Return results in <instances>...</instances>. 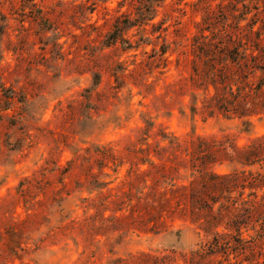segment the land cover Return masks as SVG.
<instances>
[{
    "label": "rangeland",
    "instance_id": "374dc122",
    "mask_svg": "<svg viewBox=\"0 0 264 264\" xmlns=\"http://www.w3.org/2000/svg\"><path fill=\"white\" fill-rule=\"evenodd\" d=\"M140 1L1 0L0 264H264V185L241 178L230 193L195 188L204 200L237 201L212 250L213 231L189 210L153 202L169 180L188 184L193 162L264 175V144L253 163L211 146H156L161 132L186 145L205 137L234 156L230 144L264 136V115L249 125L209 115L192 80L204 37L231 46L258 31L264 45V0H164L152 20L122 33L132 47L119 38L106 45L116 19L135 18Z\"/></svg>",
    "mask_w": 264,
    "mask_h": 264
},
{
    "label": "trees",
    "instance_id": "16d2710c",
    "mask_svg": "<svg viewBox=\"0 0 264 264\" xmlns=\"http://www.w3.org/2000/svg\"><path fill=\"white\" fill-rule=\"evenodd\" d=\"M162 2L164 0L140 1L139 4L135 5V18H130L128 14H125L123 19L117 18L112 31L108 33L106 45L114 43L118 38L124 40L122 33L132 26L152 20L156 11L154 6H158ZM0 19L3 22V24H0V33H3L5 16L1 12ZM253 24L254 22L249 24V27L252 28ZM256 34L257 38H253L252 40L247 37V34L244 35L246 36L244 42L239 36H236V39L231 40L233 43L231 46L224 44L221 40L214 44L213 36L210 38L204 37L206 40L202 46L198 47L197 51L202 60V65L199 67L197 65L193 66L192 80H194V85L195 83L196 86L202 85L201 88L206 92L202 104L203 109L209 115L217 111L225 116L234 115L239 118H246L243 120V123L248 125L250 124V120L248 119L250 116L258 114L264 115V45L259 39L261 33L256 31ZM124 42L129 43L126 39ZM129 45L132 47V44L129 43ZM165 52L166 47L161 48V54ZM96 79L98 81V77ZM97 81L95 83H98ZM209 88H212L211 93L209 92ZM194 109L195 107H193ZM151 125L152 123H148L147 128H145L146 136ZM159 135L160 138L156 142V146L160 150L169 148L178 150L183 148L186 150H197L201 153L206 151L204 149H208L211 146V150L214 153L226 155L228 156V160L239 163H253L254 160H251L250 154L255 155L258 152L255 147L256 144H264V136L256 139L258 143L254 142L245 148L235 147L230 144L229 146L235 150V155L232 156L225 151V141H208L205 137H198L197 142L191 140V145H186L176 136H168L162 132ZM160 141H166L167 145L159 146ZM193 156L194 152L191 155V160L198 159V157L195 158ZM142 161H147V158L142 159ZM151 163L153 164V162ZM194 163L191 165L190 177L192 178L188 184H177L173 180H169V183H167L169 187L159 190L156 197L153 198V202H156L158 207H162L163 205L168 207L172 206L181 212L189 210V213L192 215L190 219L193 222L198 223L204 230L208 228L213 231L215 237L210 248L212 250L220 246L216 241L217 236L220 235L216 227L220 225L221 218L229 214L236 220L239 214V209L236 206L237 201L232 200L229 195L222 196L221 198L210 197L208 200H204L202 197L194 195L195 188L198 185L205 187V185L211 183L212 186L223 185L221 189L230 193L231 188L241 178L250 187L264 185V175L258 172H249L246 174L243 171L236 170L230 173L208 172L205 167H201L204 164L198 165ZM163 169L164 166H161V170ZM189 197L190 199H188ZM221 199H224V201H221ZM218 202L220 205L217 211H213V205ZM246 202L244 201L243 203ZM204 209H206L205 214ZM247 209L250 208L248 207ZM235 229L239 231V228Z\"/></svg>",
    "mask_w": 264,
    "mask_h": 264
}]
</instances>
